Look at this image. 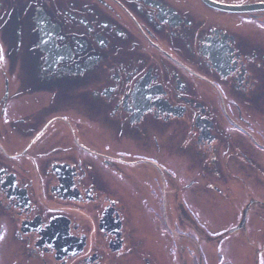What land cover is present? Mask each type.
Returning <instances> with one entry per match:
<instances>
[{
  "label": "flooded vegetation",
  "instance_id": "1",
  "mask_svg": "<svg viewBox=\"0 0 264 264\" xmlns=\"http://www.w3.org/2000/svg\"><path fill=\"white\" fill-rule=\"evenodd\" d=\"M205 1L0 0V264H179L193 198L264 216V0Z\"/></svg>",
  "mask_w": 264,
  "mask_h": 264
},
{
  "label": "rangeland",
  "instance_id": "2",
  "mask_svg": "<svg viewBox=\"0 0 264 264\" xmlns=\"http://www.w3.org/2000/svg\"><path fill=\"white\" fill-rule=\"evenodd\" d=\"M263 195L254 188L249 193L256 200H264ZM204 200L205 195L197 196L193 198V208L182 211V218L188 219L181 221L180 231H176L181 255L179 264H264V216L255 210L243 224V207L248 202L246 194L243 193L233 209L209 206ZM242 225L243 228L238 229ZM140 227L142 230L143 226ZM164 245L167 248L169 243L164 242ZM167 261L171 264L169 259Z\"/></svg>",
  "mask_w": 264,
  "mask_h": 264
},
{
  "label": "water",
  "instance_id": "3",
  "mask_svg": "<svg viewBox=\"0 0 264 264\" xmlns=\"http://www.w3.org/2000/svg\"><path fill=\"white\" fill-rule=\"evenodd\" d=\"M207 4H209L210 6L220 9V10H224V11H228V12H243V11H248L251 10V7H235V6H224V5H218L216 3H213L211 1L206 0L205 1ZM103 227V226H102ZM243 228V225L240 226L238 229ZM104 229V228H103ZM119 248H117L118 250Z\"/></svg>",
  "mask_w": 264,
  "mask_h": 264
}]
</instances>
